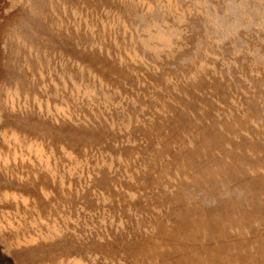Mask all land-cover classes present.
Instances as JSON below:
<instances>
[{
	"label": "rangeland",
	"instance_id": "rangeland-1",
	"mask_svg": "<svg viewBox=\"0 0 264 264\" xmlns=\"http://www.w3.org/2000/svg\"><path fill=\"white\" fill-rule=\"evenodd\" d=\"M0 264H264V0H0Z\"/></svg>",
	"mask_w": 264,
	"mask_h": 264
}]
</instances>
